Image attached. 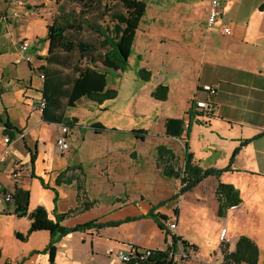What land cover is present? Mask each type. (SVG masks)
I'll return each instance as SVG.
<instances>
[{
	"label": "crops",
	"instance_id": "obj_1",
	"mask_svg": "<svg viewBox=\"0 0 264 264\" xmlns=\"http://www.w3.org/2000/svg\"><path fill=\"white\" fill-rule=\"evenodd\" d=\"M180 1L183 0H158L155 12L147 15L149 21L168 28L170 35H154L148 26L142 29L140 23L129 68L108 73V86L118 91L116 99L103 104L83 99L74 110L82 108L84 116L72 113L73 109L67 112L69 118H77L78 122L70 129L71 148L65 154L56 145L60 125L45 122L38 110L44 86L38 73L49 50L45 38L52 22L50 16L56 12L51 8L54 1L31 0V7L26 3L22 8L14 5L15 0H7V7L5 3L0 5V150L4 136L13 141L11 155L0 167V230L4 236L13 238L16 246L25 243L17 234L26 235L31 222L28 217L19 218L15 206L3 201L6 193L18 188L29 191V212L44 207L53 220L55 213L75 209L63 221L65 227L91 220L105 223L140 217L148 214L152 206L171 199L181 188V181L175 179L173 193L147 204L145 191L131 187L144 183L143 188L158 193L162 182L159 177L170 179L157 166L159 146L173 150L182 161L186 152L193 154L194 162L203 169L224 170L230 166L235 150L246 142L230 170L220 178L209 177L155 212L166 219L159 218L156 222L142 218L118 227L73 232L56 244L54 264H123L115 253L128 245L164 251L168 245L162 227L174 219L178 236L195 247L194 256L176 261L178 264H223L222 228L227 229L232 239L231 252L235 251L240 237H248L259 248L258 264H264V0H219L222 17L212 29H207L211 0H193L185 9L177 5ZM16 11L19 14L15 17ZM166 12L172 18L164 24ZM222 25L230 27L232 34L225 35ZM22 39L31 45L28 51L33 57L31 64L17 63ZM150 43L156 45L154 53ZM133 61L134 73L129 75ZM139 69L152 72L149 82L139 78ZM159 85L169 88L166 101L152 97ZM204 85L217 89L212 98L217 106L213 116H204L195 105L196 100L209 98L202 91ZM122 91L126 94V105L116 108ZM132 100L137 105L133 114L148 122L143 128L127 130L120 123L130 118L128 103ZM113 110L119 111L115 116L119 124L111 118L103 124L100 113L110 115ZM190 113L195 114L193 119ZM168 119L185 121L181 139L166 135ZM154 129L164 139L178 144L172 146L163 141L156 145L147 170L142 158L123 157L129 147L121 142H94L102 150L96 155L87 154V135L94 139L108 131L124 132L134 134L142 144L145 134ZM181 147L179 155L177 151ZM132 150L131 154L137 152L135 144ZM14 169L20 174L19 183L12 177ZM219 183L234 186L242 200L239 209H229L222 217L218 215L215 193ZM116 188L121 189L114 193ZM128 207L135 208L133 215L119 220L111 218L114 212ZM165 207L169 209L166 211ZM89 216L91 220L86 219ZM50 241L49 232H35L15 258L5 255L0 244V264H18L25 257L23 264H51L49 254L32 255L43 251Z\"/></svg>",
	"mask_w": 264,
	"mask_h": 264
},
{
	"label": "trees",
	"instance_id": "obj_2",
	"mask_svg": "<svg viewBox=\"0 0 264 264\" xmlns=\"http://www.w3.org/2000/svg\"><path fill=\"white\" fill-rule=\"evenodd\" d=\"M56 4L57 14L48 26L45 38L49 42V50L44 58L45 64L40 68L44 74L42 98L46 102L42 116L47 123L72 129L76 127L78 120L69 118L67 112L76 108L81 100L103 104L118 97V91L108 86V73L124 72L129 68L137 31L146 16L148 0H56ZM138 76L142 81L149 82L152 72L139 69ZM168 93L167 86L159 85L152 92V97L166 101ZM194 117L195 114L190 113V118ZM165 127L166 135L181 139L185 132V121L168 119ZM244 144L246 142L235 150L230 166L224 170L201 168L189 152L184 154L181 165L180 158L173 150L164 145L159 146L158 168L165 177L180 180L181 188L171 199L152 206L148 214L121 221L99 223L91 220L75 227H65L62 225L63 221L69 218L75 209L64 214L55 213L54 220L49 217L44 207H38L30 213V193L18 188L13 192L15 214L19 218L28 217L31 225L27 235L18 233L17 238L24 242L35 232H49L50 243L43 251H35L32 255L49 254L50 263L54 264L56 244L73 232L118 227L142 218H152L156 222L159 218L166 219L155 212L167 202L191 192L209 177L220 178L224 172L230 170ZM215 193L219 202L220 217L232 206H239L242 202L240 192L232 185L219 183ZM162 229L167 235L166 227ZM173 240L172 247L168 246L164 251L154 250L153 255L144 264H178L171 257V253L176 252L177 242L181 241L185 247L190 245L181 237H173ZM191 247L195 250V247ZM220 248L224 258L223 264H258L259 248L248 237H240L233 252L229 250V246L220 245ZM25 261L26 258H23L18 264Z\"/></svg>",
	"mask_w": 264,
	"mask_h": 264
},
{
	"label": "rangeland",
	"instance_id": "obj_3",
	"mask_svg": "<svg viewBox=\"0 0 264 264\" xmlns=\"http://www.w3.org/2000/svg\"><path fill=\"white\" fill-rule=\"evenodd\" d=\"M6 1L7 0H0V5L5 3L6 4L5 6L7 7ZM26 1H25V5L27 3V7L28 6L31 7V4H30L31 0H26ZM53 1L54 2L52 3L51 8L52 9L55 8L56 12L52 13V15L50 16L51 20L57 14V9H58V6L56 4V0H53ZM192 1L193 0H183V1H180V4H177V5L181 6L182 9H185L186 7L190 6ZM197 1L198 2H205L207 0H197ZM155 2H158V0H148L149 8L147 10L146 16L143 18V20L141 22V27H142V29H144V28L147 29L149 27L151 33L154 34V35H156V34L157 35H159V34H161V35H170L171 32H170V30L168 28L163 26L161 23L159 24V23H154L152 21H149L148 18H147L148 14H149V16H152V14L155 12V9H157V4H155ZM164 17H165V23L164 24H166V22H168L170 20V18H172L171 14H169L168 12H166ZM151 39H153V38H151ZM153 43H150L151 44L150 45V50L154 53L156 45L153 44ZM153 53H151V54H153ZM149 56H150V54H147V57H149ZM134 69H135V61L132 62L131 68L128 70L129 71L128 72L129 75H133ZM136 90H138L137 87H136ZM125 95L126 94H123V91H122L121 98L115 104L116 108H122V107H124L126 105L125 104V98H126ZM128 106H129V111H130V114H129L130 118L128 117V120L123 119V123H120V124H122L123 128L128 130L130 128L139 129V128L145 127L147 125L148 120H146L143 117H139V116H136L135 114H133V112L134 113L137 112V110H136V106L137 105H136L135 101H133V100L130 101L128 103ZM131 108H133V109H131ZM72 113H75V114H77L80 117L83 115L82 114V108H79V107L77 109H75V110L73 109ZM117 114H119V111L118 112H115V111L111 112V114H110L111 116L108 115V113L107 114L106 113H100V116H101L100 117V121L103 124H106L111 118V119H113L114 123L119 124L120 121H117L115 119V116ZM126 121L127 122L129 121V124H127ZM163 141L168 142V144L172 145V146H176L178 144V142H175L173 140L169 141V140L164 139L162 134L159 131H157V129H154V130L150 131V133L147 132V134H145V141L142 144H141L142 141L139 140V139H136L134 134L124 133V132H121V133H115V132L112 133L111 132L110 133V131H108V132L102 134L101 136L95 137L94 139H92V135H90V136L87 135L86 136V145L89 148V151H87L88 152L87 154H95L96 155L97 152H100L102 150V147L98 146V145L95 146L93 144L94 142L103 143V144H109V143H113V142H121V143L126 144L127 147H129L128 148L129 150L126 151V154H123V157H131V158H134V159L142 158L143 161H145L144 162V166H143L145 168L144 170H147V168H148L147 166L150 165L149 163H151L152 158L154 157V147L156 145L162 143ZM137 143L138 144L140 143V147H139V145ZM134 144H135V146L137 147L138 150H137V152L136 151L134 152L135 154H131L132 151H133L132 147L134 146ZM175 151H176V149H175ZM181 152H182V147L177 151V153L179 155H181L182 154ZM137 153H140L141 156H138ZM182 162L183 161L180 159V164L181 165H182ZM159 180L162 181V182H161V188H159L158 193L157 192H153V191H151L150 189H148L146 187L143 188L142 186L144 185V183L143 184L140 183L139 185L138 184H135V185L132 184L131 187L132 188H136V190H138V191L143 189V191H145V195L147 196V198L144 201L147 204H152V203H155L158 200L164 198L165 196L170 195L171 193L174 192V190L176 188L175 187L176 186V180L175 179L171 180V179H166V178L159 177ZM163 182H164V184H163ZM119 189H121V188H116L114 190V193L119 191ZM134 209L135 208H133V207H131V208L128 207V208H125V209H122V210H118L117 212L113 213L111 218L113 220H119V219L125 218L126 216L133 215L135 213V211H136ZM168 209L169 208L165 207L166 211ZM86 219L89 220L90 216L86 217ZM3 233H4V231L0 230V244L4 247L3 253L5 255H7L8 257H10V258L17 257L20 254L21 249L25 248L26 241H24L25 243L19 242V244H22V245L16 246L15 245V241L12 240L13 238L6 237V236L3 235ZM0 254H1V251H0ZM25 258L27 260V257H25Z\"/></svg>",
	"mask_w": 264,
	"mask_h": 264
},
{
	"label": "built area",
	"instance_id": "obj_4",
	"mask_svg": "<svg viewBox=\"0 0 264 264\" xmlns=\"http://www.w3.org/2000/svg\"><path fill=\"white\" fill-rule=\"evenodd\" d=\"M14 5L16 7H24L25 0H15ZM18 11L14 13V16H18ZM222 17V3L219 0H211L210 8L207 17V29H212L218 26V22ZM222 31L225 35H231L232 31L230 27L222 25ZM30 43L25 39L20 40L18 44V51L20 53V57L17 60V63H27L31 64L33 62V57L28 53L30 49ZM39 78L43 81L44 74L39 71ZM202 91L208 94L209 98L203 101L195 102L196 108L204 114V116H213L217 111L216 104L212 101V98L216 96L217 89L210 85H204L202 87ZM38 110L43 112L46 107V102L42 98L38 105ZM71 132L70 128L64 125L59 126V136L56 139V145L61 154L68 153L70 151V144L68 142V135ZM4 146L3 149L0 150V167L2 164L10 157L11 155V147L13 145V141L8 137L4 136L3 139ZM12 177L16 182L21 181L20 174L17 173V170L14 169L12 173ZM3 201L7 204L15 205V200L13 197V192L6 193L3 196ZM231 210L239 209V206H232ZM166 243L169 247L174 245L173 237H180L177 234L178 224L177 220L174 219L166 223ZM232 243V239L228 235V231L226 228H222L220 231V245L229 246ZM167 246V247H168ZM153 251L151 249L140 248L135 245H128L126 249L119 250L115 253L116 258L122 262L123 264H144L147 263L149 258L153 255ZM194 249L191 246L185 247L181 241L177 242L176 252L171 253V257L173 261L176 262L178 260H188L194 256ZM177 263V262H176Z\"/></svg>",
	"mask_w": 264,
	"mask_h": 264
}]
</instances>
